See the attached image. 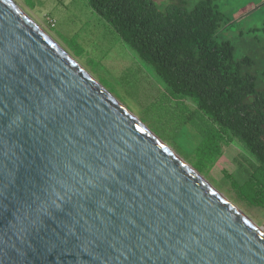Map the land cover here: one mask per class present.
I'll return each instance as SVG.
<instances>
[{
    "label": "water",
    "instance_id": "95a60500",
    "mask_svg": "<svg viewBox=\"0 0 264 264\" xmlns=\"http://www.w3.org/2000/svg\"><path fill=\"white\" fill-rule=\"evenodd\" d=\"M0 264H264V233L0 0Z\"/></svg>",
    "mask_w": 264,
    "mask_h": 264
},
{
    "label": "trees",
    "instance_id": "16d2710c",
    "mask_svg": "<svg viewBox=\"0 0 264 264\" xmlns=\"http://www.w3.org/2000/svg\"><path fill=\"white\" fill-rule=\"evenodd\" d=\"M87 1L164 83L165 94L152 108L175 120L172 131L193 123L185 100L196 104L200 122L208 124L198 127L197 170L219 160L229 134L256 159L252 183L264 197V89L249 71L254 60H237L231 42L216 40L225 18L214 0H199L192 9L185 0L164 8L154 0ZM70 47L82 53L75 43ZM151 127L174 138V132L164 133L165 124Z\"/></svg>",
    "mask_w": 264,
    "mask_h": 264
},
{
    "label": "rangeland",
    "instance_id": "374dc122",
    "mask_svg": "<svg viewBox=\"0 0 264 264\" xmlns=\"http://www.w3.org/2000/svg\"><path fill=\"white\" fill-rule=\"evenodd\" d=\"M11 1L87 74L264 233V197L252 183V168L258 165L256 159L238 139L227 134L219 160L211 167L197 170L195 152L202 142L198 127L204 129L208 124L200 122L196 104L190 99L185 100L186 115L192 117L193 123L172 131L175 120L152 108L165 94L164 83L122 41L111 25L91 9L87 0ZM154 1L164 8L180 0ZM185 1L188 9H192L199 0ZM214 2L225 18L216 40L231 42L237 60L245 57L254 60V66L249 71L257 78L258 89L263 90L264 0ZM74 43L82 50L81 54L70 47ZM172 106L175 107V103ZM151 124H165L164 133L174 132V138L161 137Z\"/></svg>",
    "mask_w": 264,
    "mask_h": 264
},
{
    "label": "bare ground",
    "instance_id": "6f19581e",
    "mask_svg": "<svg viewBox=\"0 0 264 264\" xmlns=\"http://www.w3.org/2000/svg\"><path fill=\"white\" fill-rule=\"evenodd\" d=\"M9 2H11L16 8H18L20 11H22L18 6H16L11 0H8ZM23 12V11H22ZM25 16H27L25 13H24ZM28 17V16H27ZM29 18V17H28ZM30 21H32L30 18H29ZM33 22V21H32ZM43 32V31H42ZM44 33V32H43ZM45 34V33H44ZM47 36V34H45Z\"/></svg>",
    "mask_w": 264,
    "mask_h": 264
}]
</instances>
